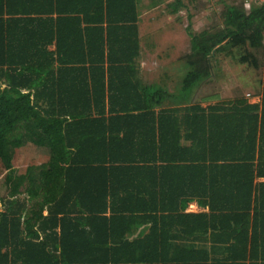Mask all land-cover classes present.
Wrapping results in <instances>:
<instances>
[{
	"label": "trees",
	"instance_id": "obj_1",
	"mask_svg": "<svg viewBox=\"0 0 264 264\" xmlns=\"http://www.w3.org/2000/svg\"><path fill=\"white\" fill-rule=\"evenodd\" d=\"M139 1L0 0V159L19 128L49 149L7 174L0 264H264V63L258 101L187 104L214 54L259 67L264 0L186 26L176 95L139 77Z\"/></svg>",
	"mask_w": 264,
	"mask_h": 264
},
{
	"label": "rangeland",
	"instance_id": "obj_2",
	"mask_svg": "<svg viewBox=\"0 0 264 264\" xmlns=\"http://www.w3.org/2000/svg\"><path fill=\"white\" fill-rule=\"evenodd\" d=\"M179 1L182 5L178 6L175 11H172V4L176 0L139 1L142 14L140 20L142 50L138 63L147 69L155 70L147 76L149 80L156 79L158 82L159 71H170L169 79L162 87L173 95L179 93L182 78L190 69L186 63L187 58H185L190 51V37L186 32V26L190 24L195 32L202 30L214 32L224 26L223 14L228 5H239L244 9H249L253 4L263 0ZM263 35L264 33L261 34V38ZM245 48L257 57L258 68L238 60L239 56L246 51L244 47L235 48L231 54L223 52L214 54L210 61V76L192 87L187 104L198 102L206 106L237 96H244L249 102L256 101L260 97L264 51L249 45ZM167 100L177 99L171 97ZM7 138V157L5 161L0 159V208H2L1 198L8 195L7 174L9 170L22 173L28 165L46 164L49 158L48 147L26 139L24 128L9 133ZM21 191L25 192V186L21 188ZM39 198V196L29 197V208Z\"/></svg>",
	"mask_w": 264,
	"mask_h": 264
},
{
	"label": "crops",
	"instance_id": "obj_3",
	"mask_svg": "<svg viewBox=\"0 0 264 264\" xmlns=\"http://www.w3.org/2000/svg\"><path fill=\"white\" fill-rule=\"evenodd\" d=\"M138 11H139V22H138V27H139V38H140V53H141V50H142V48H141V44H142V30H141V28H142V23H141V7L139 6V4H138ZM50 48H53V46H50ZM139 58V57H138ZM138 60V59H137ZM140 61V60H139ZM153 71H155L154 69H151V68H145V67H143L142 65H140L139 66V77H140V79H141V82L143 83V84H154V85H158V86H161L162 87V85H164L166 82H167V80L169 79L168 78V75H169V72H166V71H163V72H158V75H159V77L157 78L158 79V82H157V80L156 79H153V80H149V77H147V76H149L150 74H152V72ZM154 74V73H153ZM261 80H262V76H261ZM260 88H261V84H260ZM259 100V98L256 100V101H258ZM166 102V103H165ZM188 101L187 100H185V101H182V100H176V101H174V100H165L164 101V105H169V106H178V105H181V104H183L184 105V103H187ZM255 102V101H254ZM264 180V177H256L255 178V181H263ZM186 211H190V212H200V211H207V208L206 207H201V206H199L197 203H196V201L195 200H193V201H190L189 203H188V206H187V208H186ZM147 231V229L145 230V232Z\"/></svg>",
	"mask_w": 264,
	"mask_h": 264
}]
</instances>
